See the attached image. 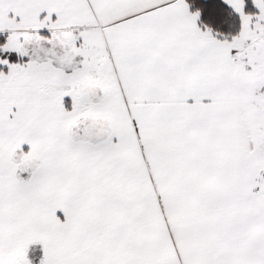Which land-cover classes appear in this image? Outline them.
<instances>
[{"label":"snow or ice","instance_id":"1","mask_svg":"<svg viewBox=\"0 0 264 264\" xmlns=\"http://www.w3.org/2000/svg\"><path fill=\"white\" fill-rule=\"evenodd\" d=\"M0 264H264V0H0Z\"/></svg>","mask_w":264,"mask_h":264}]
</instances>
